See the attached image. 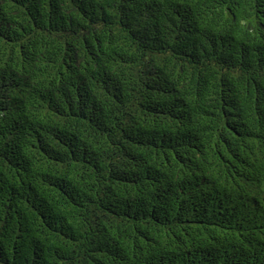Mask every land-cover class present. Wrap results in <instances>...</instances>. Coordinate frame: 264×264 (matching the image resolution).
<instances>
[{
    "label": "trees",
    "instance_id": "trees-1",
    "mask_svg": "<svg viewBox=\"0 0 264 264\" xmlns=\"http://www.w3.org/2000/svg\"><path fill=\"white\" fill-rule=\"evenodd\" d=\"M0 264H264V0H0Z\"/></svg>",
    "mask_w": 264,
    "mask_h": 264
}]
</instances>
